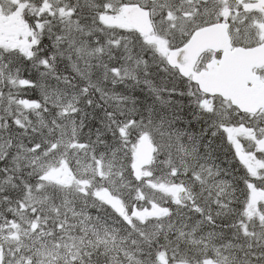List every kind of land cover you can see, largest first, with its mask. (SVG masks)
Wrapping results in <instances>:
<instances>
[{
	"label": "snow or ice",
	"instance_id": "6c2138e0",
	"mask_svg": "<svg viewBox=\"0 0 264 264\" xmlns=\"http://www.w3.org/2000/svg\"><path fill=\"white\" fill-rule=\"evenodd\" d=\"M0 264H264V0H0Z\"/></svg>",
	"mask_w": 264,
	"mask_h": 264
}]
</instances>
